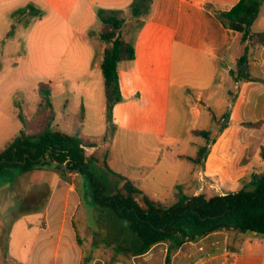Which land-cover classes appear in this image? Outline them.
I'll list each match as a JSON object with an SVG mask.
<instances>
[{
    "label": "crops",
    "instance_id": "crops-1",
    "mask_svg": "<svg viewBox=\"0 0 264 264\" xmlns=\"http://www.w3.org/2000/svg\"><path fill=\"white\" fill-rule=\"evenodd\" d=\"M134 1L91 0L80 26L96 27L98 32L101 26L98 10L118 11L126 17ZM239 1L152 0L148 12L140 13L144 17L137 16L140 43L146 46L147 54H142L134 44V59L118 65L121 101L114 106L111 121L106 120L104 79L102 92L95 89L93 96L99 100V118L105 137L98 144L85 136L94 143L93 147L86 148V154L95 162L102 156L101 165L105 168L102 176L110 174L108 168L133 181L153 201L171 204L180 195L211 197L237 192L253 171H264L261 155L264 152V84L231 79L229 71L242 55L243 47L238 32L224 27L212 11H229ZM94 2L97 9L91 7ZM252 30L264 31V3ZM254 58L253 74L264 79V46L256 49ZM96 67L100 68V62ZM227 77L230 84L225 82ZM96 78L100 79L98 74ZM101 95L103 101H100ZM82 102L86 117L88 103ZM218 103L219 118L215 111ZM226 111L230 114L229 122L219 131L218 121ZM212 120L217 124L215 129H212ZM255 122H261L262 126L259 129L245 126ZM194 130L211 131L209 144L201 137H193ZM118 143L123 147L120 160L114 157ZM206 144L207 154L200 165L186 159V156H195L199 147ZM51 167L47 165L44 169ZM10 171H15L19 181L20 170ZM200 173L205 177L204 183L199 180ZM52 175L56 180L47 178L44 184H35L26 190L20 187L21 191L28 192L50 190L49 198L43 210L25 211L12 222L0 264H29L31 259V264H83V259L85 264H100L98 248L102 249L103 244H98L97 232L92 229L90 237H81L80 226L74 220L81 207L77 187L55 172ZM4 180L3 177L0 182ZM122 182L120 179L118 188ZM83 188L85 193L86 184ZM89 204L91 212L105 213ZM55 205L62 208L64 220L54 221V228L53 220L47 217ZM84 215L87 216L81 222L88 226V210ZM23 233L28 235L27 239H21ZM110 234H115L112 235L115 238L118 229ZM130 242L132 246L124 248L131 251L128 254L132 259L139 258L143 264H152L153 250L166 245L159 243L142 255H133L139 247L134 238ZM168 248L165 249L167 263L171 252L179 254L182 245L169 251Z\"/></svg>",
    "mask_w": 264,
    "mask_h": 264
},
{
    "label": "rangeland",
    "instance_id": "rangeland-1",
    "mask_svg": "<svg viewBox=\"0 0 264 264\" xmlns=\"http://www.w3.org/2000/svg\"><path fill=\"white\" fill-rule=\"evenodd\" d=\"M151 1H145L143 12H148ZM90 3L91 0H0V150L16 138L22 129L18 118L19 109L28 116L35 111L38 104L36 89L40 82H51L57 129L66 134H74L80 130L82 136H88L98 144L104 142L99 100L93 97L95 89L101 93L103 87L101 70L96 67L101 59L102 42L96 27L80 26V19ZM28 5L32 8L24 13L20 12ZM91 7L97 9L98 5L94 2ZM141 15L144 17L145 14ZM125 18L128 22L123 29L124 35L142 54H147L146 46L140 43L141 28L136 20L137 16H132L129 11ZM97 74L100 79L96 78ZM225 82L230 84V78H225ZM82 96L88 103L86 117ZM100 97V101H103L102 95ZM215 111L219 118V103ZM211 122L212 129H215V120ZM117 147L114 157L120 160L123 147L120 144ZM101 157L97 162H92L90 170L97 178L100 175L107 193L113 195L121 190L117 187L120 180L112 174L107 173L105 177L101 175L105 172ZM51 166L48 169L41 167L40 170L37 168L29 173H20L22 175L18 178L19 181L15 171L9 170L10 173L2 176L6 180L0 182V187L4 186V189H0V254L6 252L7 227L25 211L43 210L50 194V190L46 192L45 189L39 192L24 190L35 184L42 185L48 179L56 180L57 177L52 175L55 172L77 187L81 207L74 220L80 226L78 231L81 237H90L92 229L95 230L94 233L97 232L98 244H103L102 249L98 248L100 264H128L130 260L133 264H143L144 261L139 258L132 259L129 252L115 253V246H132L130 240L136 238V235L125 226V222L121 226L117 221L119 219L111 211L103 210L105 213L101 215L91 212L83 188L85 184L87 189L89 186L79 171L63 175L59 169ZM20 187L24 190L21 191ZM33 198L39 199L38 202H33ZM56 207L57 205L51 208L47 217L48 220H53L54 228V221L64 220L62 208L60 205ZM87 210L90 222L87 223L88 226H83L81 220L87 216L84 215ZM115 227L119 234L114 238L112 235L115 234L110 233L113 230L115 232ZM27 236L23 233L21 239H27ZM167 248L168 244L153 250L152 264H264V236L256 233L245 234L242 238L233 231L221 230L198 242L190 241L182 245L179 254L171 252L168 263V258L165 257ZM31 263L32 259L29 264Z\"/></svg>",
    "mask_w": 264,
    "mask_h": 264
},
{
    "label": "trees",
    "instance_id": "trees-1",
    "mask_svg": "<svg viewBox=\"0 0 264 264\" xmlns=\"http://www.w3.org/2000/svg\"><path fill=\"white\" fill-rule=\"evenodd\" d=\"M145 1L135 0L132 3V16L143 12ZM263 3L264 0H240L229 11L212 9L224 27L238 32L243 47L242 55L229 71L234 82L264 84V79L256 77L252 71L255 51L264 46V31L252 30ZM28 8L32 7L28 5L20 12L24 13ZM98 16L101 20L98 35L102 42L100 68L104 79L106 120L109 122L114 106L121 101L118 65L134 59L135 47L123 33L127 18L120 16L118 11L103 9L98 10ZM52 91L51 82L38 83L35 111L28 116L19 109L18 118L22 129L16 138L0 150V180L6 171L13 169L29 173L40 167L54 165L63 175L79 169L89 186V189H85V199L98 209L111 211L121 226L125 222V226L136 235L134 239L139 249L133 255H142L159 243L177 249L185 242H198L221 230L233 231L242 238L249 233L264 236V171H253L237 192L211 197L202 194L180 195L171 204H160L147 196L133 181L107 168L110 174L123 181L121 190L110 195L103 180L90 170L94 158L87 156L86 148L93 147L94 143L82 136L80 130L66 134L55 127ZM229 115L226 111L219 119V131L227 126ZM245 126L259 129L262 123H245ZM191 135L201 137L209 144L213 133L209 130H194ZM207 144L200 146L195 156H186V159L194 165H200L206 157ZM261 155L264 158L263 150ZM11 225L7 227L8 236ZM120 251L131 252L115 246V253Z\"/></svg>",
    "mask_w": 264,
    "mask_h": 264
},
{
    "label": "built area",
    "instance_id": "built-area-1",
    "mask_svg": "<svg viewBox=\"0 0 264 264\" xmlns=\"http://www.w3.org/2000/svg\"><path fill=\"white\" fill-rule=\"evenodd\" d=\"M203 177H204V176L200 173V174H199V180H200L201 183H204V182H205V179H204L205 177H204V178H203ZM217 233H218V232H217Z\"/></svg>",
    "mask_w": 264,
    "mask_h": 264
},
{
    "label": "water",
    "instance_id": "water-1",
    "mask_svg": "<svg viewBox=\"0 0 264 264\" xmlns=\"http://www.w3.org/2000/svg\"><path fill=\"white\" fill-rule=\"evenodd\" d=\"M75 171H79V169L75 170Z\"/></svg>",
    "mask_w": 264,
    "mask_h": 264
}]
</instances>
